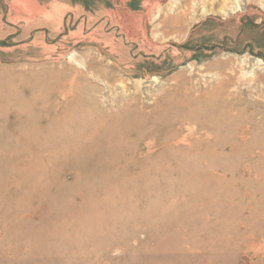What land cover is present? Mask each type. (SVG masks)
<instances>
[{"label": "rangeland", "instance_id": "1", "mask_svg": "<svg viewBox=\"0 0 264 264\" xmlns=\"http://www.w3.org/2000/svg\"><path fill=\"white\" fill-rule=\"evenodd\" d=\"M0 264H264V0H0Z\"/></svg>", "mask_w": 264, "mask_h": 264}, {"label": "bare ground", "instance_id": "2", "mask_svg": "<svg viewBox=\"0 0 264 264\" xmlns=\"http://www.w3.org/2000/svg\"><path fill=\"white\" fill-rule=\"evenodd\" d=\"M174 23H176L175 22V20H174ZM171 24V23H170ZM175 27V26H174ZM167 28V27H166ZM173 28V27H172ZM165 32H168L169 30H164ZM106 54H108L109 56H111L112 55V53L111 52H108V53H106ZM122 60V58L121 57H119V58H115L114 59V62L115 63H117L120 67H122V68H124V69H126L127 71H129V72H131V73H136V74H138V75H140V76H144V77H147V76H149L150 75V72L147 70V69H145V70H142V71H140V70H138V68L137 67H133L132 65L130 66V61H125V60H123V61H121ZM164 71V70H163ZM164 73V72H163ZM228 80V79H227ZM231 81H233L232 79H231ZM230 81V82H231ZM228 85V84H227ZM74 95V94H73ZM129 103V102H128ZM134 103V102H133ZM225 103V102H224ZM126 104H127V102H126ZM138 104V103H137ZM101 105V104H100ZM144 106V105H143ZM142 106V107H143ZM132 107H134V106H132ZM91 109V108H90ZM126 109V108H125ZM127 110V109H126ZM143 110V109H142ZM91 111H93V110H91ZM69 112V111H68ZM103 113V112H102ZM146 113V112H145ZM111 115V114H110ZM113 115V114H112ZM132 115V114H131ZM134 115V114H133ZM132 115V116H133ZM99 116V115H98ZM101 116V115H100ZM97 117V116H96ZM118 117V116H117ZM128 117V116H127ZM126 117V118H127ZM136 117V116H135ZM115 118V117H114ZM132 118V117H131ZM82 119H83V117H82ZM85 119V118H84ZM93 119V118H92ZM101 119V118H100ZM104 119V118H103ZM140 119V118H139ZM142 119V118H141ZM153 119V118H152ZM117 120V119H116ZM131 120V119H130ZM127 121V120H126ZM129 121V120H128ZM104 122H105V120H104ZM111 122V121H110ZM98 123V122H97ZM139 123H141V121H139ZM104 125L106 124V123H103ZM128 124V123H127ZM153 124V123H152ZM108 125V124H107ZM129 125V124H128ZM154 125V124H153ZM152 125V126H153ZM96 126V125H95ZM98 127H99V125H98ZM108 127V126H107ZM117 126H115V128H116ZM123 127H124V125H123ZM122 127V128H123ZM145 127V126H144ZM121 128V129H122ZM151 128V127H150ZM146 130H147V128H146ZM91 132V131H90ZM133 132H134V130H133ZM87 135H89L88 133H86ZM133 134V133H132ZM99 135H100V137L99 138H101V133H99ZM137 135V134H136ZM142 135V137L144 136L143 134H141ZM92 136H94V134L92 135ZM103 137V136H102ZM111 137V136H110ZM130 136H128V138H129ZM132 137V136H131ZM133 137H134V135H133ZM135 137H137V136H135ZM138 137H139V135H138ZM127 138V139H128ZM112 139V138H111ZM126 139V138H125ZM130 139V138H129ZM133 139V138H132ZM136 139V138H135ZM134 139V140H135ZM138 139H140V137L138 138ZM97 140V139H96ZM100 140V139H99ZM99 140H97L98 142H100ZM101 140H103V139H101ZM81 143H82V141H81ZM106 143H107V141H106ZM108 144V143H107ZM106 146V145H105ZM96 147V146H95ZM104 147V146H103ZM107 147V146H106ZM123 147V146H122ZM124 148V147H123ZM103 149V148H102ZM100 150V149H99ZM71 151V150H70ZM98 151V150H97ZM97 151H95V152H97ZM94 152V153H95ZM68 154V153H67ZM96 154V153H95ZM71 155V154H70ZM102 155V154H101ZM120 156V155H119ZM141 156V155H140ZM142 157V156H141ZM77 158H79V157H77ZM115 158V157H114ZM113 158V159H114ZM116 159V158H115ZM85 161V160H84ZM121 164V163H120ZM122 165V164H121ZM121 165H118V166H121ZM117 166V167H118ZM117 167H116V169H117ZM90 169H92V167L90 168ZM120 169V168H119ZM200 249V248H199ZM255 250V249H254Z\"/></svg>", "mask_w": 264, "mask_h": 264}]
</instances>
